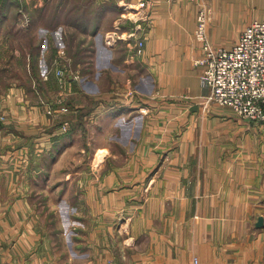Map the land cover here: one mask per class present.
Returning <instances> with one entry per match:
<instances>
[{"label": "crops", "instance_id": "0c3cea01", "mask_svg": "<svg viewBox=\"0 0 264 264\" xmlns=\"http://www.w3.org/2000/svg\"><path fill=\"white\" fill-rule=\"evenodd\" d=\"M119 1L72 21L57 19L59 0L50 34L19 21L45 34L9 56L32 78L0 96V264H264V125L209 105L194 63L200 3L209 39L229 47L264 19V0H153L137 22ZM117 23L124 38L144 27L142 54L135 38L105 42ZM69 25L91 43L65 85L52 33Z\"/></svg>", "mask_w": 264, "mask_h": 264}, {"label": "built area", "instance_id": "2783aa9c", "mask_svg": "<svg viewBox=\"0 0 264 264\" xmlns=\"http://www.w3.org/2000/svg\"><path fill=\"white\" fill-rule=\"evenodd\" d=\"M152 3L153 0H139L137 5L127 3L122 7L128 11L129 20L147 21V14L138 13L141 9L151 7ZM209 19L207 3H200L194 34L202 51L194 63L200 68L202 85L209 90L206 102L229 105L241 116L264 123V19L251 21L229 47L211 42L208 36ZM139 29H144L140 23L127 33V38L137 39V53L142 54L145 41L138 35ZM120 32L121 23H117L106 33L105 42L115 45L124 38ZM65 53V48L59 49L54 59V72L61 84L68 82L69 74L74 75L66 64ZM48 112L52 113V109H48ZM3 118L5 115L0 112V120ZM194 264H199L197 257L194 258Z\"/></svg>", "mask_w": 264, "mask_h": 264}, {"label": "rangeland", "instance_id": "374dc122", "mask_svg": "<svg viewBox=\"0 0 264 264\" xmlns=\"http://www.w3.org/2000/svg\"><path fill=\"white\" fill-rule=\"evenodd\" d=\"M35 1L39 3V0H0V19L10 17V19L12 20L11 24L8 26L7 29H3V28L1 29L0 27V40L4 41V42L0 41V96L3 95L4 89L9 84L18 83L20 81L24 82V84H27L29 83L28 81H30L32 78L29 74L28 69H26L25 67L24 68L20 67V64H23L25 59L21 60L22 57L18 58L17 56L16 61H15L13 60L15 56H13L12 58H9V56L13 55V52L18 53L17 51H23L24 53L23 56H25L26 58V52H28L31 49V47L34 45L35 38H37V41L40 42L41 38L44 39L43 35L45 33L50 34V31H51L50 25L54 19L53 16H56V12H53V11H54L56 4H58L59 0H52V1L42 0L43 5H45L47 2H50L48 3L49 5L48 11L44 13L42 12L43 16L41 15L38 9L34 10L33 8H31L32 7L31 3H34ZM62 1L64 3L63 6L61 7L62 12H60L61 15H57L59 16L57 19L62 17V19L64 20L66 19V16L70 15V19L72 21L73 19L76 21H83L82 12L87 11L85 12L87 14L86 15L87 19H89L88 16L91 18H96L97 12L101 9V7L104 4L114 5V3H116L118 0H60V2ZM126 3H127V0H124L122 2V5ZM127 12L128 11H125L124 13H127ZM34 19L38 23L43 20L41 22L43 25L41 26L46 29V32L43 33V35H40L41 37L37 34L38 31L37 33L36 32L27 33L26 30L24 31L23 28L18 27L19 21H22V22L26 21L25 24H29V22L32 23V20ZM80 29L81 28L78 29L76 26L74 27L72 25H69L64 30L63 29L62 30L59 29L58 31L54 30L52 34L55 40L57 33L60 32L59 37H58L59 38L58 44H59V47L65 48V51H66L65 55L67 57L66 64L70 70L72 69V67H75V68H77V66L80 67V69L83 70V73L81 71V77H82V75L85 74L84 70L86 69V66L88 65V63L85 64L86 58L89 59V57L85 56L86 58L84 57L81 61H79L80 63L77 62L78 61L77 58H79L82 55V52H81L82 49L87 50L89 48L91 39L88 40V36L84 38ZM7 41H9V44L7 43ZM12 62H14L13 66L11 65ZM73 76L75 79L81 78L79 72L74 73ZM69 82L71 81L68 80V82H66L65 85L67 83L69 84ZM207 103L209 105H211L212 103L214 106L220 107L221 109L216 108L220 113L235 114V115L241 116L239 113L235 111L233 107L229 105H222L216 101H209ZM209 105L207 106V108H209ZM1 110L2 109L0 107V112L3 111ZM257 123H260V122H257ZM260 124L264 125V123H260ZM66 125H67V122L64 124V126ZM157 142L160 145H162L161 143H163V141L161 140H158ZM160 145H158V147H160ZM123 146L129 147V144L123 145ZM122 160L123 158L119 157L117 158L116 162H121ZM65 217L66 215H64V222H66ZM75 217L74 219L80 222ZM76 264H82L81 259L76 260Z\"/></svg>", "mask_w": 264, "mask_h": 264}, {"label": "water", "instance_id": "95a60500", "mask_svg": "<svg viewBox=\"0 0 264 264\" xmlns=\"http://www.w3.org/2000/svg\"><path fill=\"white\" fill-rule=\"evenodd\" d=\"M264 225V217L262 215H260L258 217V221L256 222V226L257 227H262Z\"/></svg>", "mask_w": 264, "mask_h": 264}]
</instances>
